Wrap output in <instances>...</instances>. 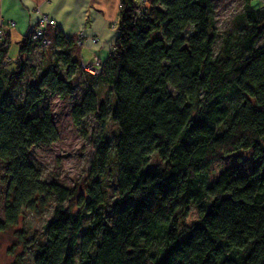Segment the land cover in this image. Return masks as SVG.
Listing matches in <instances>:
<instances>
[{"label": "trees", "instance_id": "trees-1", "mask_svg": "<svg viewBox=\"0 0 264 264\" xmlns=\"http://www.w3.org/2000/svg\"><path fill=\"white\" fill-rule=\"evenodd\" d=\"M119 1L113 47L98 75L80 68L76 37L46 31L63 50L14 100L34 40L26 33L12 61L8 40L0 44V232L24 210L53 202L33 264H264V7L245 0L215 52L213 0ZM79 74L86 89L70 108L72 123L109 112L119 129L111 205L100 178L108 142L96 148L83 193L43 179L28 159L32 146L59 138L50 110L34 111L47 94L71 96ZM101 82L114 94L112 109L94 87ZM246 149L247 172L230 165L211 175L215 160ZM154 153L161 164L149 166ZM191 205L198 217L184 224Z\"/></svg>", "mask_w": 264, "mask_h": 264}, {"label": "rangeland", "instance_id": "rangeland-1", "mask_svg": "<svg viewBox=\"0 0 264 264\" xmlns=\"http://www.w3.org/2000/svg\"><path fill=\"white\" fill-rule=\"evenodd\" d=\"M245 4V0H213L211 20L217 32L214 45L215 52L219 50L222 38L233 30L234 19L245 10ZM13 50L11 56L15 55ZM61 50L63 49L54 46L48 38L45 43L34 40L32 51L24 54L21 58V62H24L25 81L13 93L12 98L14 100H18L23 94L27 80H35V77L32 76L33 71L36 73L35 76L39 75L56 57L57 52ZM83 59L86 62L90 60L86 55L83 56ZM61 69L62 72L64 68L61 67ZM76 78L74 92L71 96L61 99L57 95L47 94L42 105L34 111V113H40L42 107H47L50 110L59 138L48 145L37 144L32 146L27 152L28 159L41 170L43 179L58 181L70 189L76 190L77 194L83 193L84 188L92 178V163L96 148L104 142H108L110 145V163L107 171L100 178L105 205H111L118 199L113 146L117 140L119 129L111 119L109 112L104 119H100L97 114H89L83 119L82 125L79 127L72 123L70 108L80 101L86 89L83 75L79 74ZM94 87L97 88L99 95L112 109L115 97L107 84L101 82L95 84ZM262 144H264V140H262ZM251 156L252 149L238 150L223 156L212 163L211 175L215 178L221 169L230 165L237 166L240 172H247L251 163ZM160 164L161 160L157 154H152L149 166ZM3 175L4 166L0 162V219L3 218L5 192V186L1 183ZM53 206L54 203L50 202L47 207L38 206L36 210L26 209L22 212L16 225L0 232V264H33L36 246L43 241V227L52 215ZM73 209L77 210L75 207ZM197 217V210L191 205L187 215L180 222L191 224ZM87 224L88 219H85L84 226Z\"/></svg>", "mask_w": 264, "mask_h": 264}, {"label": "crops", "instance_id": "crops-1", "mask_svg": "<svg viewBox=\"0 0 264 264\" xmlns=\"http://www.w3.org/2000/svg\"><path fill=\"white\" fill-rule=\"evenodd\" d=\"M248 4L264 7V0H248ZM119 9V0H0V27H4L9 42L8 56L11 61L17 57L24 35L42 15H47L56 22L55 27L47 30L50 35L58 29L65 36L81 33L99 40L98 44L85 42L79 48L81 61L85 55L91 60L94 53L104 59L113 47Z\"/></svg>", "mask_w": 264, "mask_h": 264}, {"label": "built area", "instance_id": "built-area-1", "mask_svg": "<svg viewBox=\"0 0 264 264\" xmlns=\"http://www.w3.org/2000/svg\"><path fill=\"white\" fill-rule=\"evenodd\" d=\"M14 24L13 22L11 23ZM56 22L54 19L49 18L47 15H42L31 27V37L33 40L40 41L45 43L47 40L46 31L49 27H55ZM5 38V29L0 27V39ZM85 42H90L91 44H97L98 39L96 37L86 38L83 34L76 35V44L82 46ZM112 48L110 49V51ZM103 59L96 53L93 54V57L89 61H81L80 68L83 72L90 75H98L102 69Z\"/></svg>", "mask_w": 264, "mask_h": 264}]
</instances>
